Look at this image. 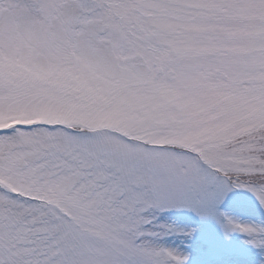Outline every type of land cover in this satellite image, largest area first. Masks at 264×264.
Segmentation results:
<instances>
[{
	"label": "snow or ice",
	"instance_id": "1",
	"mask_svg": "<svg viewBox=\"0 0 264 264\" xmlns=\"http://www.w3.org/2000/svg\"><path fill=\"white\" fill-rule=\"evenodd\" d=\"M0 264H264V0H0Z\"/></svg>",
	"mask_w": 264,
	"mask_h": 264
}]
</instances>
